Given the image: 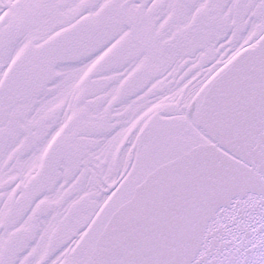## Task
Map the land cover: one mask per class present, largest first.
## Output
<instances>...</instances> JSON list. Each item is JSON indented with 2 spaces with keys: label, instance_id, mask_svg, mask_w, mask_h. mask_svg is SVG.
Returning a JSON list of instances; mask_svg holds the SVG:
<instances>
[{
  "label": "snow or ice",
  "instance_id": "obj_1",
  "mask_svg": "<svg viewBox=\"0 0 264 264\" xmlns=\"http://www.w3.org/2000/svg\"><path fill=\"white\" fill-rule=\"evenodd\" d=\"M0 264H264V0H0Z\"/></svg>",
  "mask_w": 264,
  "mask_h": 264
}]
</instances>
